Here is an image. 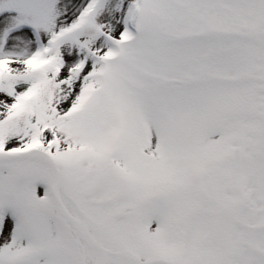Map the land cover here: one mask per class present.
Returning a JSON list of instances; mask_svg holds the SVG:
<instances>
[{
    "label": "snow or ice",
    "instance_id": "obj_1",
    "mask_svg": "<svg viewBox=\"0 0 264 264\" xmlns=\"http://www.w3.org/2000/svg\"><path fill=\"white\" fill-rule=\"evenodd\" d=\"M0 264H264V0H0Z\"/></svg>",
    "mask_w": 264,
    "mask_h": 264
}]
</instances>
